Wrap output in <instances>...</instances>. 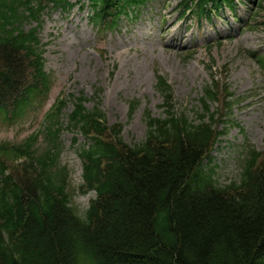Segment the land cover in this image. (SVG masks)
<instances>
[{"label": "trees", "instance_id": "trees-1", "mask_svg": "<svg viewBox=\"0 0 264 264\" xmlns=\"http://www.w3.org/2000/svg\"><path fill=\"white\" fill-rule=\"evenodd\" d=\"M65 0H0V114L22 117L50 90L36 52V30L45 6ZM149 0H92L99 21ZM212 0H196L198 10ZM227 1V0H220ZM112 10V11H111ZM111 11V12H110ZM116 14H113V13ZM264 68V55L257 56ZM33 58V59H32ZM26 78L27 87L20 84ZM166 102L170 94L161 82ZM224 93V98L220 96ZM226 86L207 87L197 121L168 107L165 120L146 118L145 140L128 146L121 126L108 127L98 110L74 101L69 127L85 144L79 150L84 185L95 191L84 219L71 204L68 171L59 163L65 103L47 117L45 142L37 136L0 146V264H257L264 260V152L249 147L239 178L220 185L209 153L225 130L210 104L227 111ZM18 100H14V99ZM17 113V114H15ZM207 117V118H206ZM207 119V120H205ZM24 158L6 175L7 162ZM208 159V163L204 161Z\"/></svg>", "mask_w": 264, "mask_h": 264}, {"label": "rangeland", "instance_id": "rangeland-1", "mask_svg": "<svg viewBox=\"0 0 264 264\" xmlns=\"http://www.w3.org/2000/svg\"><path fill=\"white\" fill-rule=\"evenodd\" d=\"M262 1L238 0L235 12L240 21L225 12L227 18L211 20L209 36L200 30L202 25L211 28L204 20L186 22L189 18H180L179 0H155L137 17L123 19L116 32L103 35H98L97 28L85 18L87 8L45 13L38 38L44 50L45 71L53 80L49 100L41 111L18 124H0V142L17 143L41 130L44 113L61 96L67 104L60 133V162L70 170V189L75 193L82 184L76 150L84 141L78 137L73 144L76 135L65 128L73 109L71 96H83L88 111L98 109L109 126H121L122 142L132 146L145 140L147 116H166L156 90L158 77L171 88L176 114L192 121L203 114L200 99L214 81L227 87L231 107L226 111L219 104L209 105L210 113L217 115V129L225 130L210 154V167L220 185L229 184L239 176L240 159L249 147L264 151V72L248 55L264 51L260 26L264 13L251 20L252 11ZM242 25L248 30L241 32ZM34 26L30 23L24 27ZM216 27L223 30L222 34ZM97 50H103L104 55ZM93 198V194H74L73 204L79 214ZM257 264H264V260Z\"/></svg>", "mask_w": 264, "mask_h": 264}]
</instances>
